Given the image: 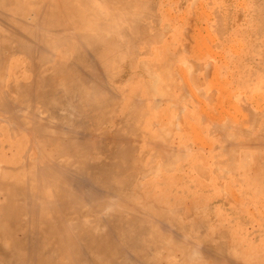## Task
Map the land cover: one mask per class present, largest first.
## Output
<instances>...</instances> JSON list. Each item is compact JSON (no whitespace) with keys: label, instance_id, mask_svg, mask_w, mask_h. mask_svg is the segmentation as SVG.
Instances as JSON below:
<instances>
[{"label":"rangeland","instance_id":"374dc122","mask_svg":"<svg viewBox=\"0 0 264 264\" xmlns=\"http://www.w3.org/2000/svg\"><path fill=\"white\" fill-rule=\"evenodd\" d=\"M105 2L110 5L126 2L133 6L131 11L123 10L125 13L122 14L130 20H138L127 19V26L137 22L145 26V18L150 16L154 18V28L146 26L151 34L149 43L130 32L122 39L118 38L123 54L141 48L150 54L114 61L108 72L97 71L98 67L90 63L92 51L80 52L84 64L88 62L93 67L77 65L72 79L76 85L79 80L90 83L94 75L95 80L102 81L94 97L106 99L107 103H100L96 108L88 106L87 99L80 100L77 94L68 100L67 96H63L64 91H60L62 98H68L67 104L74 105H66V110L58 106L56 109L44 107L38 101L35 103L34 98L33 103L32 98L11 92L16 76L28 85L35 80L39 53L31 51L25 54L15 48L13 52L5 49L2 52L0 43V57L5 55L4 60L0 59V264L20 263L15 239L22 236L23 230L18 224L5 222L9 215L1 209V205L7 200L2 189L6 180H16L15 184L20 188L27 185L24 180L29 178L31 183L30 186L28 183L27 191L31 187L29 191H34L33 194H40L41 190V194L50 196L44 187L36 188L28 173L39 170L38 166L42 169L41 164L46 160L40 156L43 150L54 152L62 145L66 150L71 146L64 137L54 139L52 144L43 143L44 138L34 132L29 134L24 127L35 119L32 114L46 117L57 114L55 110L74 120L75 124L68 129L71 139L90 134L88 138L96 145L82 149L97 156L99 162L118 164L117 167H123L124 171L137 155L143 153L146 158L142 168L146 171H141V180L130 181L122 171L110 178L113 179L110 182L114 183L111 188L103 183L100 176L89 173L88 176L94 179L86 182V171L85 176L68 172V175L74 176L73 181L81 185L80 195L79 189H72L77 198L74 204L85 206L83 209L88 213L97 211L98 224L93 223V226H97L96 233L100 236L97 244L91 238L72 241L79 255L71 257V264H264V0ZM108 4H104L107 9ZM2 21L0 14V23ZM13 32L0 29V35L9 36ZM63 46L61 43L55 51L52 50L53 55L58 53V60V50ZM140 60L143 62L140 63ZM26 66L28 69L24 72ZM110 74L115 75L117 81L113 82V86L118 94L104 88L112 81ZM142 74L144 77L140 76ZM115 98L118 103H114ZM138 102L143 107L135 108ZM112 106L116 112L110 110ZM164 106L167 113H164V118L167 119L159 124V112ZM140 109L151 116L137 121L135 116L139 115ZM46 110L51 111L48 113ZM79 112L83 115L78 117ZM182 116L187 119L183 124ZM111 117H116L118 122L116 130H110L114 139L102 138L105 129L102 127L100 132H96L95 125ZM63 122L56 119L51 125L53 128L65 127ZM80 124L83 128L79 127ZM186 130L188 134L181 133L184 137L180 134L179 140L178 132ZM142 134L150 135V141H138V135ZM175 135L177 138L173 147L169 143L167 145L174 157H166L158 144L163 139L171 141ZM79 149L74 147L76 152ZM98 151L105 152L108 157L114 153L115 157L106 158ZM136 172L139 177L140 170ZM118 181L120 184L124 181V185L120 186ZM135 187L136 193L133 194ZM17 196V200H23L21 195ZM133 209L136 216L130 222L127 219ZM151 210L157 214L154 212L151 215ZM38 217L28 210L18 212V220L25 224L24 228L30 235V242L26 245L28 255L31 250L32 253L38 251L31 244L32 237L41 244L43 241L32 223L34 220L38 225H45L43 215L40 219ZM58 227L62 228L57 225L53 228ZM131 237L137 239L136 244H130ZM60 247L57 242L56 254L62 253ZM29 263L37 264L32 258Z\"/></svg>","mask_w":264,"mask_h":264},{"label":"bare ground","instance_id":"6f19581e","mask_svg":"<svg viewBox=\"0 0 264 264\" xmlns=\"http://www.w3.org/2000/svg\"><path fill=\"white\" fill-rule=\"evenodd\" d=\"M105 1L106 0H100L101 3L108 4V2L106 3ZM110 1H112V0H110ZM93 3H94V0H0V14L3 16V21L0 23V29H2V30L3 29L14 30L12 35H9V36L8 35H0L1 51L3 52L4 51L3 49H5L7 52L8 51L13 52V50L15 48L19 52H24L25 54L31 53V51H32V53L34 51L39 53V62H37L38 61L37 60L36 65L33 64V66L35 65V67L37 68L36 77H33V79L35 78V80H33V82L28 85L27 83L18 80L17 76H16L14 79L13 85L11 86V92L20 93L21 95L28 96V98H32V101L35 99L36 100V101L34 100L35 103L38 101L37 102L38 104L42 103L44 107H48V108H55L56 106H58V107H61L60 109H65L66 105L69 104V103L67 104V99L69 98L68 100H70V96L73 97L76 94L78 95L80 100L81 99H87V105L90 106L91 108H96L100 103H102V104L107 103L106 99H103V98L97 99L94 97L95 93L99 89L100 83H102V81L100 82L99 80H95V78H96L95 75L93 76L94 78L92 77L93 80L88 84H86L85 82L81 83V81L79 80V81H77L78 85H76V81L75 82L73 81V79H72L73 73H74V71H76L77 65L78 66L89 65L87 61H85V62H87V64L86 63L84 64V62L82 61V59L80 57V52L81 51H92V53H90V58H91L90 63H92L94 66L98 67L97 71H100L99 69H101L102 72L103 71L108 72L112 66L111 64H113L114 61H118V62L124 61L125 57L132 58V59H134V57L138 58V56H140V54H141V56H144L145 54L148 55L149 52L147 50L142 49V48H141V50H143V51L138 50V49H136V51H135V49H134V51H128V52L123 54L121 41H119L118 38L121 37V39H122V36H124V34H126L127 32H130V33H135L136 35L138 34L139 38L148 42L151 39V34L146 29V26H148V28L152 27L154 18L152 19L150 16H147L145 18V19H147V25H145V26L143 25L144 27L142 25H139L140 22L139 23L135 22L136 24L129 23V26H127L126 24L128 23V20L134 21L135 18L134 19L131 18L132 20H130V18H128L127 16L125 17V15H123L125 13V11H123V10L131 11L133 9V6L130 5L129 3H126V2L121 3V4H116V3L113 4V3L109 2V3H111V5L108 4V5H110L109 9H108L110 12V16L107 19H105L104 21H102V23L100 24V26L97 30L89 31L86 29L85 22H86V19L88 18L89 10H90ZM130 16H132V15H130ZM135 20L137 21L138 19H135ZM152 28H154V27H152ZM162 36H163V34H162ZM198 36H199V34H198ZM130 37H132V35ZM126 38H128V37L126 36ZM124 40H122L123 43H125ZM61 43H63L64 46L60 50H58L59 54H60L59 55L60 58L58 60V53L53 55L52 50L54 49V51H55V48L57 46L61 45ZM13 44L15 47H13ZM130 44H132V43H130ZM201 44H203V42ZM205 44H206V42H205ZM193 46H195V45H193ZM147 47H149V46H147ZM123 48H125V47H123ZM205 48H207V47L205 46ZM149 50H150V48H149ZM58 51H56V52H58ZM193 51H194V49H193ZM198 53H199V51H198ZM142 54H144V55H142ZM7 56H8V54H7ZM30 56H31V58H33L32 55H30ZM4 57H5V55L3 56V58L0 57V59L2 58V60H4ZM2 60H0V61L2 62ZM142 60H140V63ZM5 61H6V59H5ZM1 62H0V64H2ZM142 64H141V66H142ZM93 65L92 66L89 65L88 67H93ZM145 66H147V65H145ZM145 66H143V67H145ZM162 66H164V65H162ZM28 67H29V65H28ZM145 68H147V67H145ZM27 69L28 68L26 66L24 69V72H26ZM78 69H79V67H78ZM84 70L85 69H83L82 71L84 72ZM149 70H150V68H149ZM85 72L83 74L84 76H85ZM146 72L147 71H145V74H146ZM149 72L147 73L148 75H149ZM208 74L209 73H207V75ZM5 75L6 74H4V76ZM86 75H88V74H86ZM140 76L144 77L143 74ZM110 78H112V81L108 82L104 88H106L107 90H109L113 93L115 92V94H118L117 93L118 90L113 86L115 84V83L113 84V82L116 80L115 75L110 74ZM1 84L3 85V83H1ZM187 85H188V83H187ZM59 88H61V90ZM197 88H199V87H197ZM31 91H32V93H30ZM60 91H64L65 94L63 96L64 97L67 96L68 98L67 99L62 98L63 96H62V93ZM191 92H193V91H191ZM72 97H71V99H72ZM193 97H195V95ZM208 97H210V96H208ZM10 99H8V100H10ZM115 100H114V103L119 102V100H117V98H115ZM140 100H142V99H140ZM167 100H169V99H167ZM34 101H33V103H34ZM154 101L155 100H153V102ZM28 102H30V101L28 100ZM80 102H82V101H80ZM172 102H174V101L172 100ZM69 105H73V103L69 104ZM43 106H41V107H43ZM114 106H112L110 108V110L116 112V108ZM134 106H135V108H137L136 106H138L137 109L143 107V105L140 104V102L136 103ZM152 107H154V105H152ZM155 107L157 109L159 108L157 106H155ZM220 107H222V106L220 105ZM67 108H68V106H67ZM121 108H122V106H121ZM19 109H20V107H19ZM165 109H166V107L162 108L159 112V117L161 118L159 121L160 123L158 122L159 124H162L161 122L165 123L164 120L167 119V118H164V113H166ZM202 109H204V108H202ZM8 110H10V109H8ZM22 110H23V108H22ZM34 110H36V109H33V111ZM65 110H63V111H65ZM71 110L72 109L70 108V111ZM6 111H7V109H6ZM37 111H39V110H37ZM46 111H48V113H49V111H51V110H46ZM55 111H57V114L56 113H53L51 115L49 114V116H46V117H39L36 113L32 114V112L30 111V113L32 114V117H33V115H35V117H33L35 119L31 120L32 122L27 123V125L24 124V127L26 128L28 133L31 132V134H33L32 132H34V133L38 134L40 137L44 138L43 143L52 144L54 142V139L59 138V137H61V138L64 137L65 139L67 138L69 143L71 144V146L69 147L68 150H66V148H63V145H62V147L58 148L54 152H46L45 150L42 151L40 148V151H42V154L40 156L43 157L44 159H46V160L43 159L44 162H43V164H41L43 167L41 166L42 169H40V166H38L39 170L36 169L33 172L28 173V175L30 174L29 177H31V180H33L35 182V185L37 186L36 188L37 189H43V187H44L45 189H47V192L50 196H46V195L41 194L42 193L41 190H39L40 194H39V192L37 193V191H36L37 194H33L34 191H31L32 193L29 191V188H31V187L28 188V191H29V193H28L27 187H28V183H29V181H28L29 178H26V177H25L26 179L24 180V183H26L27 185H25L24 187L20 186V188H19L18 186H16V184H15L17 182L16 180L7 181L5 179L6 182L2 188L4 195H6V197H7V200H6L5 204L1 205V209L4 210L9 215V217L6 218L5 222L10 224V225L18 224L20 226V229L21 230L23 229L22 230V236L21 237L17 236L15 239L16 240V247H17V249H16L17 256L20 258L19 264H30L29 262H30L31 258L35 259L37 264H71L72 263L71 257L76 258L77 254H78L77 249L76 250L74 249L75 242L73 243L72 241H75V240L79 241L82 239L87 241L88 238H91L90 240L94 241L95 244H97L98 243L97 241L100 239L99 238L100 236H98V233H96L97 230L95 227H97V226H93L94 225L93 223L98 224V222H96V220L98 219L97 211L94 210V211L88 213L87 211H85L86 209L85 210L83 209V207H85V206L82 207L79 203H78L79 206H76L74 204V200H77V198H76L73 190H74V188L79 189V195H80L81 185L80 184L78 185L73 181V179H72L74 177L73 175H76V173H78L79 175L80 174L84 175V173L86 171V173H87L86 182L93 181L94 177H91V176L96 175V176H100V178H102L103 183H105V185L107 187L111 188V184L113 182L111 183L110 180L113 181V179H110V178H113L112 176H114L115 173L117 175H119L123 171V167H120V168L117 167L118 164H103V163L99 162L98 157L93 155L92 153H90L89 150L82 149L85 147L94 146L95 143L90 141L91 139L88 138V136H90V134H88V135L84 134L87 137H83V136L82 137H74L73 136L71 139V134L68 132V129H70L69 128L70 126H73L75 124L74 120L72 121L69 118H67V116L65 114H62L59 112L60 110L59 111L55 110ZM139 111H138L139 115L135 116V119L137 121L140 122V120H142L143 118L148 119L147 117L150 115V113H148L147 111H143V109L141 110L142 112L141 111L139 112ZM73 112H75V111H73ZM69 113L71 115V112H69ZM77 114H78L77 115L78 117H79V115H83V113H80V112ZM70 115H68V117H70ZM166 115H167V113H166ZM205 115H207V114H205ZM212 116L213 115H211V117ZM117 117H118V115H117ZM30 118H31V116H30ZM56 119H60L61 121H64L63 125H65V127L60 126V128L59 127L53 128L51 124ZM115 119H116V117H111V118H107V119L100 121L99 123H97L95 125V131L100 132L102 127H103L105 130L102 132V134L104 135V137L102 136V138L106 137V138L114 139V135H112L110 130L117 128L116 125L118 122H116ZM117 120H118V118H117ZM186 121H187V119L183 117L182 124H183V122H186ZM154 123H156V122H154ZM77 124H79V123H77ZM182 124H181V126H182ZM187 125H188V123H187ZM79 127L83 128V126L81 124L79 125ZM179 129L181 130L182 128L179 127ZM220 132L222 133L221 130H220ZM28 133H27V135L30 134V133L29 134ZM181 133L188 134L187 130H186V132H183V131L178 132L177 137L179 140L181 138L180 137ZM197 133H199V132L197 131ZM181 135H182V137H184L183 134H181ZM193 136H195V135H193ZM138 137H139L138 141H142L144 143L149 142L151 139V136L147 135V134H142L140 136L138 135ZM177 137L175 135L171 141L170 140L168 141L167 139H163L162 142L158 144L161 146V150L163 151V154H165L166 157L167 156L174 157L173 153L171 151L172 149H170L168 147L169 146L173 147V145L176 143ZM198 137H199V135H198ZM221 137L224 138V136H221ZM99 138H98V140H99ZM188 139H189V137H188ZM179 140L177 142H179ZM201 140H203V139H201ZM156 143L157 142H155L154 144H156ZM34 144H35V142H34ZM154 144H152V145H154ZM167 145H169V146H167ZM74 147H80V149L76 152V151H74ZM35 150L36 149H34V151ZM102 151H98V152H100V155L105 156V154H104L105 152H102ZM110 154H112V153H110ZM106 156H105L106 158L111 159L113 156L115 157V154L113 153V155H111L109 157H108V155H106ZM69 157H70L71 161L68 160ZM72 157H73V160L71 159ZM145 161H146L145 155H143V153H141V154L137 155V157L131 162L130 165H127L124 168L123 172H125V174L128 175V178L130 181H133V180L138 181V180L142 179L143 173L141 171H144V169H142V168H143V164H145ZM138 170H140V176L139 177L136 176V174L138 173L136 171H138ZM145 171H144V173H145ZM68 172H74V174L72 173L73 175L70 176L71 174L68 175ZM89 173H91V176H88ZM34 178H36L37 180H35ZM116 179H117V177H116ZM114 180H115V178H114ZM123 182L124 181H122L121 184ZM30 183H29V186H30ZM118 183L120 184L119 181H118ZM121 184H120V186H121ZM123 185H124V183H123ZM85 186H87V185L85 184ZM89 189H91V188H89ZM117 190L119 191V189H117ZM97 192H96V194H97ZM93 193H94V191H93ZM132 193L133 194L136 193V187L133 189ZM18 194L23 197V200L22 199H21V201L17 200V198L19 197V196H17ZM90 195H91V193H90ZM79 198L80 197H78V199ZM178 208H180V207H178ZM134 209L132 212H130L131 216H129L127 219L130 222L132 221V219H135V216H136V214H135L136 210H134ZM27 210L29 212L31 211V213H33V215H36V216L38 215L39 219L41 218L40 215H43V217L45 219V221H44L45 225L42 224L43 222L41 223L42 225H38L37 222L32 220V223H33V225H35L34 227L36 228L37 232H39V234L42 235L43 241L41 244V241H39L38 239H34L32 237L31 244L35 245L39 252L34 250L32 253V250H31V252L29 253L30 255H28L26 252L27 251L26 245L28 242H30V240H29L30 235L27 232L26 228H24L25 224L18 220V212H27ZM154 212L155 211L151 210V215H154ZM155 213L157 214V212H155ZM44 219L42 218V220H44ZM56 225L61 226L62 228H60V227L53 228ZM64 231H66L67 233H65ZM74 231L76 233H73ZM101 234H102V232H101ZM135 240H137L135 237H133V238L131 237L130 238V244L131 243L136 244ZM57 242L61 246L59 251H61L62 253H60V255L58 253L56 254ZM137 242H139V241H137ZM156 242H158V241H155V243ZM121 255H122V253H121Z\"/></svg>","mask_w":264,"mask_h":264},{"label":"clouds","instance_id":"9594fccd","mask_svg":"<svg viewBox=\"0 0 264 264\" xmlns=\"http://www.w3.org/2000/svg\"><path fill=\"white\" fill-rule=\"evenodd\" d=\"M110 16L109 10L104 6L100 0H94L92 4L88 18L86 19V29L89 31H95L99 28L102 21Z\"/></svg>","mask_w":264,"mask_h":264}]
</instances>
